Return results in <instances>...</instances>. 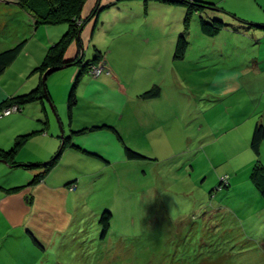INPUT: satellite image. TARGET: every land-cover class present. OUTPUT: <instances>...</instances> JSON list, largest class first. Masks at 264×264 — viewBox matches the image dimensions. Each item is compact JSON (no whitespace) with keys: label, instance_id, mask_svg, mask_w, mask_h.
<instances>
[{"label":"crops","instance_id":"1","mask_svg":"<svg viewBox=\"0 0 264 264\" xmlns=\"http://www.w3.org/2000/svg\"><path fill=\"white\" fill-rule=\"evenodd\" d=\"M148 4L158 7L162 4L165 9L183 6L165 0L86 1L81 17H88L89 23L80 31L79 39L69 44L64 61H73L84 54V63L90 62L86 56L92 49L90 60L99 55L96 64L102 61L107 70L98 78L89 73L80 76L77 105L71 114L69 97L63 112L59 98L53 94L56 72L45 80L46 98L17 113L0 116V150L9 151L16 146L18 138H27L17 155V165L0 161V264H40L60 258L65 242L69 245L73 240L74 226L89 216V209L85 213L90 205H87L84 177L93 178L118 163L133 162L127 157L128 149L146 156L151 150L164 160L177 152L185 153L188 135L200 133L199 141L192 144H199L201 155L207 154L210 147L213 160L224 157L227 163H236L244 159L243 166L234 169L237 178L255 165L250 141L255 126H264V37L257 32L264 25L248 22L220 5L214 10L195 12L193 15L200 17V29H187L184 57L176 59L184 27L110 29L119 26L115 18L110 21L113 13L130 14L138 6H144L146 10ZM29 16L34 24L33 16ZM222 16L251 28L236 29L233 23L226 24ZM201 20H220L226 26L217 36L208 37L201 31ZM23 30H27L23 40L13 42V47L7 46L10 50L23 44L22 52L7 70L16 64L31 43L48 44L46 29L37 27L20 32ZM56 30L57 35L50 39L52 46L69 31ZM226 34L230 39L228 43L222 40ZM254 45L251 57L240 56V52ZM47 49L46 45L43 50L46 52ZM41 64L33 67L32 76L26 81L27 87L22 88L24 93L39 87L41 77L35 70ZM68 68L71 69L58 77L67 85L63 98L67 95L68 85L72 83L73 87L82 70L78 65H71L60 71ZM6 71L0 76V104L23 92L20 87L9 91L2 84ZM152 90L158 91L156 97L146 95ZM242 97L255 104L254 109L243 107ZM48 101L53 109L47 107ZM193 105L200 109L192 108ZM255 113H259L258 121L255 124L253 119V124L243 132V126L252 122L250 115ZM184 117L188 123L184 122ZM192 150L189 147V151ZM58 156L56 166L43 180L31 185L35 176L44 173L36 165ZM260 159L264 166V142ZM236 183L240 184L239 181ZM245 185L251 198L264 204L250 175ZM20 187L23 188L13 191ZM81 207L84 208L82 214Z\"/></svg>","mask_w":264,"mask_h":264},{"label":"rangeland","instance_id":"2","mask_svg":"<svg viewBox=\"0 0 264 264\" xmlns=\"http://www.w3.org/2000/svg\"><path fill=\"white\" fill-rule=\"evenodd\" d=\"M199 1L213 8L220 5L248 22L264 25V0ZM162 6L148 4L146 10L144 6H138L130 14L123 11L113 13L110 21L115 18L119 26L110 29H183L188 15L184 17L187 6H171L169 9ZM90 17H94V11ZM222 17L226 24L233 23L236 29L251 28ZM198 19L200 17L193 15L188 29H200ZM88 23V17L79 20L77 25L78 28L82 27L80 31ZM34 26L26 8L13 0H0V52L7 50V46L13 47L16 40H23L27 30L20 32L21 29H36ZM38 29L48 31V44L31 43L16 64L6 71L2 84L9 91L19 87L22 89L24 85L27 87L26 81L32 76L33 67L43 63L53 47L50 39L57 35L56 29L68 27L65 24L39 25ZM257 33L264 37V28L260 27ZM222 40L230 42L227 34ZM46 45L48 49L45 52L43 48ZM254 48L255 45L250 46L240 52V56L251 57ZM92 51H89L86 60L91 61ZM78 61L79 67H87L84 56L79 55ZM100 63L103 62L94 65ZM71 68L53 76L57 77V84L52 91L56 99L59 98L58 104L63 112L72 83L68 85L67 98H63L67 85L59 78ZM103 68L101 73L95 74L98 76L93 77L98 78L107 70L105 63ZM22 90L20 95L28 93ZM241 103L247 110L255 107L245 97L241 98ZM47 107L53 109L51 102L48 101ZM192 108L198 110L199 107L193 105ZM11 109V114L17 113L14 107ZM250 116L252 122L250 120L243 126V132L253 124V119L256 124L259 113ZM185 117L184 122L188 123ZM199 134L188 135L189 144L185 143V153L177 152L162 160L160 154L155 155L150 150L147 153L154 157L140 153L146 159L118 163L93 178L84 177L87 205H90L85 213L89 209L90 217L74 226L73 240L69 245L67 242L63 245L61 259H49L40 264H264V204L256 203L245 188L251 171H243L237 178L234 169L243 166V158L236 163H227L224 157L213 160L210 147L207 154L201 155L199 144H192L199 141ZM189 147L193 149L191 152ZM83 211L81 207V214ZM105 211H110L112 219L109 232L103 238L99 221ZM92 214L99 217L95 218Z\"/></svg>","mask_w":264,"mask_h":264},{"label":"trees","instance_id":"3","mask_svg":"<svg viewBox=\"0 0 264 264\" xmlns=\"http://www.w3.org/2000/svg\"><path fill=\"white\" fill-rule=\"evenodd\" d=\"M19 3L23 8L27 9V12L31 14L35 20V26L39 25H48V26H57V25H67L69 31L68 33L62 37L49 51L45 62L35 71L39 72L41 77L39 87L35 88L29 93L16 95L9 99L6 102L0 104V116H7L4 114L6 109H11L12 107H16L19 111H22L23 107L35 104L43 98L47 97V84L46 81L43 80L44 74L51 68L61 67L64 65H78L79 57L76 60L65 62L64 56L66 50L74 39H79L80 28H78V21L82 20V11L84 5L87 0H13ZM168 2H172L174 4H180L183 6H187L186 8L188 15L186 16L184 29L179 38L177 50L175 54L176 59H183L185 50L187 48V41L185 38V34L187 29L189 28L190 16H192L195 12L202 13L206 9L214 10L213 7L206 6L204 3H200L195 0H165ZM201 31L205 36L215 37L217 36L223 28H225V24L220 20H212L211 22H207L204 20L200 21ZM23 44L16 46L13 49L4 51L0 53V76L4 74L7 68L16 60L19 54L22 52ZM84 54H82V57ZM100 59L99 55L95 57L93 61L87 62V67L81 70V73L77 80L75 81L71 92L69 94L68 101V111L71 114L73 108L77 105V86L79 84L80 76L83 73H89L90 66L96 64V62ZM149 97H156L158 95V91L152 90L146 94ZM10 115V114H9ZM85 132V131H82ZM26 137H20L17 140L16 146L9 151L0 150V161L6 162L9 165H17V155L21 147L25 144ZM264 142V126L261 124H257L254 128L250 147L253 151V154L256 157L255 165L253 166L250 173V180L260 197L264 200V166L261 163V146ZM65 146V145H64ZM127 157L129 160H139L143 157L135 151L130 149L127 150ZM59 160V156L40 165H36L44 170V173L35 176L31 185H36L43 180L45 174L50 172L57 164ZM22 166V165H19ZM34 165L31 166V168ZM23 187L14 188L13 191H19ZM112 214L110 211H105L99 221V224L102 227L103 233L102 237L104 238L109 232L111 226Z\"/></svg>","mask_w":264,"mask_h":264},{"label":"built area","instance_id":"4","mask_svg":"<svg viewBox=\"0 0 264 264\" xmlns=\"http://www.w3.org/2000/svg\"><path fill=\"white\" fill-rule=\"evenodd\" d=\"M103 69H104L103 68V63H100L98 65L91 66L90 69H89V72H90L91 76H98V75H95V74L96 73H101L103 71ZM14 108H15L14 110H18L16 107H14ZM11 112H12V109H6L4 111V114L5 115H9V114H11Z\"/></svg>","mask_w":264,"mask_h":264},{"label":"water","instance_id":"5","mask_svg":"<svg viewBox=\"0 0 264 264\" xmlns=\"http://www.w3.org/2000/svg\"><path fill=\"white\" fill-rule=\"evenodd\" d=\"M70 62V61H69ZM67 66H71V65H64V66H61V67H54V68H51L49 69L43 76V80H46L48 76L52 75L53 73H56L58 71H60L61 69L67 67Z\"/></svg>","mask_w":264,"mask_h":264}]
</instances>
